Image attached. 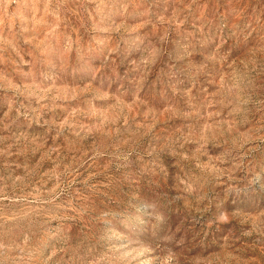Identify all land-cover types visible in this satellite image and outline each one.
<instances>
[{
	"label": "rangeland",
	"instance_id": "rangeland-1",
	"mask_svg": "<svg viewBox=\"0 0 264 264\" xmlns=\"http://www.w3.org/2000/svg\"><path fill=\"white\" fill-rule=\"evenodd\" d=\"M0 264H264V0H0Z\"/></svg>",
	"mask_w": 264,
	"mask_h": 264
}]
</instances>
